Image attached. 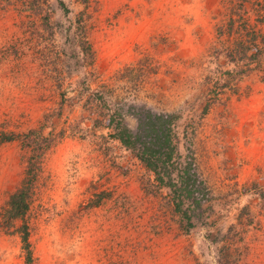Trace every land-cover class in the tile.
<instances>
[{
    "label": "rangeland",
    "instance_id": "obj_1",
    "mask_svg": "<svg viewBox=\"0 0 264 264\" xmlns=\"http://www.w3.org/2000/svg\"><path fill=\"white\" fill-rule=\"evenodd\" d=\"M148 111L204 187L180 208L115 137ZM9 133L0 264H264V0H0Z\"/></svg>",
    "mask_w": 264,
    "mask_h": 264
},
{
    "label": "trees",
    "instance_id": "obj_2",
    "mask_svg": "<svg viewBox=\"0 0 264 264\" xmlns=\"http://www.w3.org/2000/svg\"><path fill=\"white\" fill-rule=\"evenodd\" d=\"M174 120L175 115L156 114L148 111L144 116L139 117L138 130L135 132H132L121 121L118 122L115 137L125 147L136 152L139 161L153 173L155 181L160 186L164 185L171 189L173 198L177 197L179 199L177 206L180 208L186 198L193 197L195 192H201L200 187H204L197 180L195 172L189 169V165L182 166L179 161L178 151L173 142ZM35 131L38 133V147L43 150L50 144L52 138L50 135L43 136L39 128ZM15 138H17V135L9 133L3 135L0 140L3 142ZM33 149L36 150V147H33ZM174 168H177L176 175H172ZM31 179V170L28 169L26 177L11 195L6 213L3 215L4 221H11L25 214L28 208ZM198 202L195 201V203ZM20 231L23 246L30 253L26 227H23Z\"/></svg>",
    "mask_w": 264,
    "mask_h": 264
}]
</instances>
